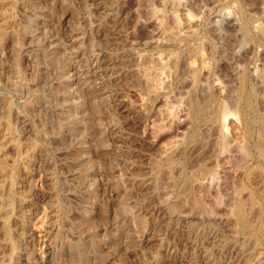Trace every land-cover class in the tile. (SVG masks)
Returning <instances> with one entry per match:
<instances>
[{
  "label": "rangeland",
  "instance_id": "rangeland-1",
  "mask_svg": "<svg viewBox=\"0 0 264 264\" xmlns=\"http://www.w3.org/2000/svg\"><path fill=\"white\" fill-rule=\"evenodd\" d=\"M0 264H264V0H0Z\"/></svg>",
  "mask_w": 264,
  "mask_h": 264
},
{
  "label": "bare ground",
  "instance_id": "bare-ground-1",
  "mask_svg": "<svg viewBox=\"0 0 264 264\" xmlns=\"http://www.w3.org/2000/svg\"><path fill=\"white\" fill-rule=\"evenodd\" d=\"M193 100H194V99H193ZM198 100H199V99H198ZM200 103H201V102H200ZM190 104H191L190 107L192 108V109H191L192 112H194L195 110H201V109H202V108L200 107L201 105L199 104V101H197V100H196V101H195V100L192 101V103H190ZM204 104H205V103H204ZM199 105H200V106H199ZM199 107H200L201 109H198ZM202 107H203V106H202ZM195 112H196V111H195ZM200 112H201V111H200ZM200 112H199V113H200ZM202 113H203V112H202ZM193 115H195V113H193ZM237 117H238V116H237ZM203 118H204V117H203ZM236 120H237V118H236ZM202 122H203V121H202ZM5 173H6V172H5Z\"/></svg>",
  "mask_w": 264,
  "mask_h": 264
}]
</instances>
